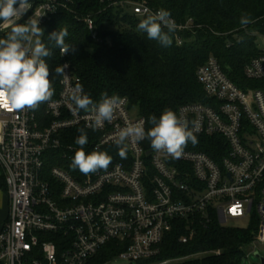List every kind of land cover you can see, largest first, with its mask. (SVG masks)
Instances as JSON below:
<instances>
[{"label": "built area", "instance_id": "obj_1", "mask_svg": "<svg viewBox=\"0 0 264 264\" xmlns=\"http://www.w3.org/2000/svg\"><path fill=\"white\" fill-rule=\"evenodd\" d=\"M114 4L139 17L159 10L146 0ZM63 6L67 4L61 0H38L30 17L38 18L41 26ZM172 18L177 25L174 40L182 45V33L192 28V21ZM83 21L100 41L95 19L89 15ZM65 63L67 79L61 77L59 96L45 106L50 123L42 126L35 110H0V168L10 199L9 218L0 230V264H87L112 240L126 244L117 258L139 264L160 255L174 219L209 216V209L223 224L256 215L251 217L257 219L255 245L247 256L258 250V243L264 244V86L239 87L210 56L197 69V78L217 106L186 103L178 116L190 127L192 121L199 123L195 135L225 139L228 152L222 162L187 147L174 159L147 148L145 139L129 142L128 162H115L78 179L65 168L50 165L49 153L63 149L62 131L83 127L96 135L94 148L100 150L115 145L118 131L127 123L143 120L146 128V119L120 97L123 103L111 123L106 121L102 129L88 127L93 113L74 111L70 98L71 89L82 80L71 62ZM244 74L249 80L264 81V48L245 66ZM188 240V235L181 238Z\"/></svg>", "mask_w": 264, "mask_h": 264}, {"label": "trees", "instance_id": "obj_2", "mask_svg": "<svg viewBox=\"0 0 264 264\" xmlns=\"http://www.w3.org/2000/svg\"><path fill=\"white\" fill-rule=\"evenodd\" d=\"M61 1L67 6L61 7L49 21L39 26L44 30L42 41L52 51V55L45 58L54 88L51 99L59 96L62 76L56 75L55 69L65 60L71 62L74 72L82 80L84 92L95 103L100 101L104 92L109 96L126 97L130 108L146 119V130L152 126L149 117L155 115L158 119L166 109H172L178 115L179 107L186 103L217 106V101L208 97L197 78V69L210 56L219 61L228 77L239 87L264 86L263 80H249L244 74L245 66L260 54L256 40L258 36H264V0H146L153 7L169 10L171 17L179 23L192 21V28L182 33L183 44L177 45L172 33L173 42L169 47L138 31L137 25L146 17H139L128 8L114 4L124 0ZM242 14H250L254 22L242 27L239 22ZM89 15L95 19L100 41L93 38L83 21ZM64 28L69 33L66 43L76 45V52H69L68 56H62L54 41L48 38L50 33ZM47 102L35 109L42 126L52 121L44 114ZM81 128L62 131L63 149L49 153L52 155L50 165H59L78 179L83 174L70 165L75 151L80 148L75 140ZM83 129L88 137L84 146L87 154L95 149L97 137ZM196 136L198 143L195 146L188 143L186 147L205 152L222 162L228 152L225 139L220 135ZM145 146L151 148L147 139ZM100 151H106L112 157L111 164L130 160L129 152L126 159L120 158L116 145L105 146ZM0 187H5L3 174L0 175ZM208 214L174 219L171 230L164 236L160 255L155 259H181L171 264H242L246 249L255 240L257 219L251 218V224L241 228L223 224L212 209ZM191 230H194L193 235ZM185 235L189 236L186 243L181 241ZM125 249L126 244L112 240L87 264H110Z\"/></svg>", "mask_w": 264, "mask_h": 264}, {"label": "clouds", "instance_id": "obj_3", "mask_svg": "<svg viewBox=\"0 0 264 264\" xmlns=\"http://www.w3.org/2000/svg\"><path fill=\"white\" fill-rule=\"evenodd\" d=\"M30 7L28 0H0V31L10 29L6 37L0 38V110H35L41 103L49 101L54 94L49 66L45 60L52 55V51L41 39L44 30L39 27L38 18L30 17L23 24L17 23ZM239 22L245 27L254 21L250 14H242ZM176 27L171 12L165 9L147 15L137 25L138 31L145 32L149 39L157 40L164 47L172 45L171 34ZM68 35L64 28L48 36L49 40L54 41V46L59 48L62 56L76 52V45L66 43ZM66 68L67 63L58 66L55 74L67 79ZM70 98L75 105L74 111L85 110L93 113L92 123L88 125L93 130L102 129L106 121L111 123L115 111L123 103L118 95L109 96L106 92L101 94L99 103H95L79 82L71 89ZM148 122L152 126L147 130L145 121L141 120L127 123L118 131L115 145L121 159L127 158L129 142L135 144L147 139L152 149L164 151L174 159L182 156L189 142L193 146L198 143L195 133L199 132V123L192 121L190 127L189 121L178 116L172 109L164 110L158 119L155 115L150 116ZM78 131L80 134L75 143L80 148L75 151L70 167L73 170L78 169L84 175L107 170L112 163V157L106 151H100L99 146L86 154L84 146L88 143L87 134L83 128Z\"/></svg>", "mask_w": 264, "mask_h": 264}, {"label": "rangeland", "instance_id": "obj_4", "mask_svg": "<svg viewBox=\"0 0 264 264\" xmlns=\"http://www.w3.org/2000/svg\"><path fill=\"white\" fill-rule=\"evenodd\" d=\"M256 43H257V46L258 48L260 49V52L263 50L264 48V36H258L257 40H256ZM133 113H138L136 111V109H134L132 111ZM253 216H256V215H252L251 217ZM249 218H244V219H229L226 223L227 226H232V227H241V228H245V227H248L251 222H252V219ZM253 243L250 244V246L246 249V254L251 250V247H253ZM258 247V250L260 251V253L262 255H264V244H260L258 243L257 245ZM164 261H169L168 264H171V263H175V262H178V261H181V259H172V260H164ZM163 261H160V260H157V259H153V260H149V261H146V262H140L139 264H163L162 263ZM110 264H138L136 262L134 263H130V262H127L123 259H119V258H116L114 261H112ZM242 264H261V261L260 259L255 255L254 252H251L249 253V255L244 258V260L242 261Z\"/></svg>", "mask_w": 264, "mask_h": 264}, {"label": "crops", "instance_id": "obj_5", "mask_svg": "<svg viewBox=\"0 0 264 264\" xmlns=\"http://www.w3.org/2000/svg\"><path fill=\"white\" fill-rule=\"evenodd\" d=\"M0 174H2L0 168ZM10 214V199L7 193L6 183L5 187H0V230L2 225L8 220Z\"/></svg>", "mask_w": 264, "mask_h": 264}, {"label": "water", "instance_id": "obj_6", "mask_svg": "<svg viewBox=\"0 0 264 264\" xmlns=\"http://www.w3.org/2000/svg\"><path fill=\"white\" fill-rule=\"evenodd\" d=\"M28 2L30 3L31 7L29 8V10L25 13L24 16H22L18 21L17 23H20L22 24L23 22L27 21L28 18L31 16L33 10H34V7H35V4L38 2V0H28ZM0 23H2V21H0ZM8 31H10V29L8 28H5L3 29V31H0V38H2L6 33H8ZM1 175V174H0ZM255 255L260 259L261 261V264H264V255H262L260 253L259 250H256L255 252Z\"/></svg>", "mask_w": 264, "mask_h": 264}]
</instances>
